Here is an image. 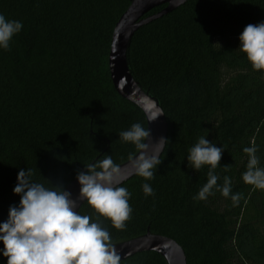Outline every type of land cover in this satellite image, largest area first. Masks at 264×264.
Here are the masks:
<instances>
[{"label":"trees","instance_id":"obj_1","mask_svg":"<svg viewBox=\"0 0 264 264\" xmlns=\"http://www.w3.org/2000/svg\"><path fill=\"white\" fill-rule=\"evenodd\" d=\"M131 2L0 0V13L23 24L9 50H0V222L19 204L13 188L20 169L64 190L84 165L105 155L120 165L138 152L118 133L133 123L147 129L146 116L118 94L108 63L114 28ZM261 21L264 0H189L135 33L129 67L163 108L168 142L153 179L135 176L122 185L133 210L124 229L87 203L81 208L112 244L150 231L176 240L188 264H264V190L242 180L245 147H257L264 167V70H253L239 50L244 28ZM202 136L225 148L217 184L230 177L231 194H242L238 204L215 187L214 195L193 200L208 166L191 168L187 155ZM143 183L154 196H145ZM6 261L0 254V264ZM120 264L168 263L148 251Z\"/></svg>","mask_w":264,"mask_h":264},{"label":"clouds","instance_id":"obj_2","mask_svg":"<svg viewBox=\"0 0 264 264\" xmlns=\"http://www.w3.org/2000/svg\"><path fill=\"white\" fill-rule=\"evenodd\" d=\"M22 28V22L7 19L0 13V50H9L13 38ZM239 41V50L246 54L253 70H264V21L248 24L239 35ZM162 114V111H154L150 121ZM118 134L119 140L133 144L138 150L134 159L130 157L135 175L146 181L153 179L168 140L161 137L150 150L147 141L151 132L140 123H133L128 130ZM224 149L202 136L188 150L191 168L199 171L208 166L207 182L193 200H205L214 195V187L224 197L230 196L234 205L242 198L241 193L231 194L230 177L223 178V186L217 184L219 177L215 169L220 165ZM243 151L249 159L242 180L254 189L264 190V167L259 166L257 147H245ZM84 168L86 171H80L76 176L81 186L77 199L59 186L46 188L34 182L30 169L19 170L13 188L14 194L20 196L19 204L11 205L8 218L0 222V242L4 245L0 254L7 258L6 264H120L121 256L112 244L108 230L98 219L81 215L77 208L81 206L80 201L86 202L99 217L108 218L113 227L124 229L133 211L128 203L131 193L121 186L126 177L110 155L84 165ZM141 188L146 197L155 195L150 184L143 183Z\"/></svg>","mask_w":264,"mask_h":264},{"label":"water","instance_id":"obj_3","mask_svg":"<svg viewBox=\"0 0 264 264\" xmlns=\"http://www.w3.org/2000/svg\"><path fill=\"white\" fill-rule=\"evenodd\" d=\"M188 1L132 0L113 31L108 60L111 79L118 94L144 112L147 128L151 132V138L147 141L150 150H152L155 142H158L161 137L168 139V123L159 101L146 92L135 80L128 63V50L135 33L141 27L168 15L185 5ZM160 7H163L160 11L148 15L151 11ZM157 110L162 111L163 114L156 120L150 121L152 113ZM166 144L160 154V158L165 151ZM137 155L138 152L131 158L134 159ZM118 166L121 169L122 175L126 177L122 185L137 176L132 167L131 159ZM83 171H86V169ZM80 187L78 180L75 178L64 190L70 192L73 199H77L80 194ZM79 203L81 206L77 208V211L80 212L86 202L80 201ZM113 245L121 256V262L138 253L154 251L161 254L168 264H188L186 253L176 240L164 235L154 234L150 231L140 237Z\"/></svg>","mask_w":264,"mask_h":264},{"label":"rangeland","instance_id":"obj_4","mask_svg":"<svg viewBox=\"0 0 264 264\" xmlns=\"http://www.w3.org/2000/svg\"><path fill=\"white\" fill-rule=\"evenodd\" d=\"M232 262H234V263L238 264V263H237V260H234V261H233V259H232Z\"/></svg>","mask_w":264,"mask_h":264}]
</instances>
